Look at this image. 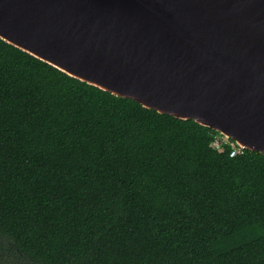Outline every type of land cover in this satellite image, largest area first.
Instances as JSON below:
<instances>
[{"label": "trees", "instance_id": "1", "mask_svg": "<svg viewBox=\"0 0 264 264\" xmlns=\"http://www.w3.org/2000/svg\"><path fill=\"white\" fill-rule=\"evenodd\" d=\"M221 138L0 39V264H264V156Z\"/></svg>", "mask_w": 264, "mask_h": 264}, {"label": "water", "instance_id": "2", "mask_svg": "<svg viewBox=\"0 0 264 264\" xmlns=\"http://www.w3.org/2000/svg\"><path fill=\"white\" fill-rule=\"evenodd\" d=\"M0 39L264 156V0H0Z\"/></svg>", "mask_w": 264, "mask_h": 264}, {"label": "built area", "instance_id": "3", "mask_svg": "<svg viewBox=\"0 0 264 264\" xmlns=\"http://www.w3.org/2000/svg\"><path fill=\"white\" fill-rule=\"evenodd\" d=\"M220 140H221L223 143H227V140H228V139H226L225 137H223V138H221ZM214 146H215V148H216L219 152L222 151V147H221L220 143L218 142V140L214 143ZM243 150H244V148L239 147L238 145H236V144L234 143V145H232V150H231V152H230V157H234V156H236V155H240V154H242V153H243Z\"/></svg>", "mask_w": 264, "mask_h": 264}]
</instances>
